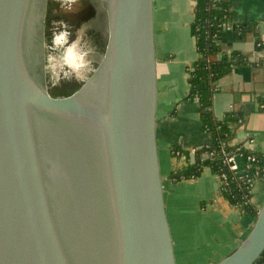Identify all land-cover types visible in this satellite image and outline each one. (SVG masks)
I'll use <instances>...</instances> for the list:
<instances>
[{"label":"water","instance_id":"1","mask_svg":"<svg viewBox=\"0 0 264 264\" xmlns=\"http://www.w3.org/2000/svg\"><path fill=\"white\" fill-rule=\"evenodd\" d=\"M156 105L153 0H0V264H176Z\"/></svg>","mask_w":264,"mask_h":264},{"label":"crops","instance_id":"2","mask_svg":"<svg viewBox=\"0 0 264 264\" xmlns=\"http://www.w3.org/2000/svg\"><path fill=\"white\" fill-rule=\"evenodd\" d=\"M193 3L194 0H153L156 138L163 154L164 175L161 176L166 181L167 199L172 206L174 236L172 232L171 236L176 263L215 264L236 248L254 220L227 200L220 201L218 179L208 167L203 168L201 176L179 184L168 178L172 169L184 165L183 157L176 159L172 155L173 145L191 154L190 150L208 141L199 119L198 103L187 98L188 69L198 56ZM231 9L235 21L253 22L257 30L255 35L244 39L232 32H225L220 38L224 52H239L245 56V61L219 79L211 110L216 118L229 111L239 112L241 119L230 125L227 144L234 146L253 139L248 148L264 156V109L257 101L258 97H264V46L259 47L256 42L264 38V0H232ZM236 161L239 173L248 171L245 160L237 158ZM163 190L165 201L164 187ZM251 190L252 203L259 208L264 198V180H255ZM221 206L230 207L233 215L225 217Z\"/></svg>","mask_w":264,"mask_h":264},{"label":"trees","instance_id":"3","mask_svg":"<svg viewBox=\"0 0 264 264\" xmlns=\"http://www.w3.org/2000/svg\"><path fill=\"white\" fill-rule=\"evenodd\" d=\"M231 6L232 0H194L193 27L198 56L192 68L188 69L187 98L195 99L198 103L199 119L208 134V141L204 146L196 149L194 155L198 160L194 162L190 161L188 150H184L179 145H173L172 155L176 159L183 157L184 165L172 169L168 178L174 183L195 179L204 167H208L218 179V194L225 197L230 205L238 207L243 214L249 215L254 220L258 206L252 203L250 186L245 177L238 176L229 170L228 165L223 161L222 151H225L227 155L253 154L255 161L252 162V167L258 171L254 175L255 180H264V171L261 170L264 167V156L246 149L243 143L234 146L227 144L230 125L241 119L239 112L229 111L221 118H216L211 110L212 96L217 91L219 79L229 73L235 65L245 61V56L239 52H224L220 38L225 32H232L237 38L244 39L249 35H255L257 30L253 22L235 21ZM223 23L230 25L229 29L224 28ZM256 42L259 47L264 46L260 39ZM257 101L260 107L264 105V97H258ZM253 264H264V250Z\"/></svg>","mask_w":264,"mask_h":264},{"label":"built area","instance_id":"4","mask_svg":"<svg viewBox=\"0 0 264 264\" xmlns=\"http://www.w3.org/2000/svg\"><path fill=\"white\" fill-rule=\"evenodd\" d=\"M223 27L226 28V29H229L230 25H228L227 23H223ZM260 40H261V43L264 44V38L260 39ZM261 107L263 108L264 105H261ZM252 142H253V139H249L247 142L243 143V146L246 149L251 150V149L248 148V146ZM190 151H191V154H194L196 149H192ZM222 153H223V156H224L223 161L228 165L229 170L233 171L238 176L245 177L246 181L248 182V185L250 186L249 188L251 190L253 182L255 181L254 175L258 172L257 170H255L252 167V162L255 161V156L253 154H248L246 156H241L240 154H236V153H232V154H228L227 155V153L225 151H222ZM177 154H178V152H177ZM237 158H242L243 160H245V162L247 163V168H248L247 172L242 173V174L238 172V165H237V161H236ZM261 170L264 171V167H262ZM222 176H223V174H222Z\"/></svg>","mask_w":264,"mask_h":264},{"label":"rangeland","instance_id":"5","mask_svg":"<svg viewBox=\"0 0 264 264\" xmlns=\"http://www.w3.org/2000/svg\"><path fill=\"white\" fill-rule=\"evenodd\" d=\"M157 146H158V154H159L158 156H159V163H160V167H161V174L164 175V170H163V165H162L163 164V158H162L163 157V154H162V151H161V148H160L161 147L160 146V141H158ZM168 156L170 157V155H168ZM171 159H172V157L169 158V162H170ZM171 162H172V160H171ZM203 171L204 170H202L201 173H203ZM201 173H200L199 176H201ZM257 181H259V180H257ZM179 182H186V181L185 180H180V181H178L177 184H179ZM163 187L165 189V210H166L168 222H169V225H170V231L172 232V235L174 236V231H173V218H172V215H171V212H172L171 211V207L172 206L171 205L169 206L170 202L167 199V194H166V192H167V189H166V181H164V180H163ZM190 189L192 190V187L191 186H190ZM252 191L253 190H251V192ZM222 200L225 202L226 201V198L220 195V201H222ZM220 209H221L222 214L225 217H227V216H230L231 217L233 215V213H234V212H232V210H230V207H226L225 208V207L221 206ZM182 215L184 216V212H183ZM176 264H179V262H177Z\"/></svg>","mask_w":264,"mask_h":264},{"label":"clouds","instance_id":"6","mask_svg":"<svg viewBox=\"0 0 264 264\" xmlns=\"http://www.w3.org/2000/svg\"><path fill=\"white\" fill-rule=\"evenodd\" d=\"M80 67H81V68H86L87 65H86V64H81Z\"/></svg>","mask_w":264,"mask_h":264}]
</instances>
